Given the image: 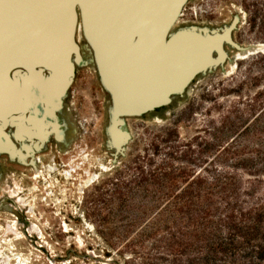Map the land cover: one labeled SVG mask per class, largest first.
Here are the masks:
<instances>
[{"label": "rangeland", "instance_id": "374dc122", "mask_svg": "<svg viewBox=\"0 0 264 264\" xmlns=\"http://www.w3.org/2000/svg\"><path fill=\"white\" fill-rule=\"evenodd\" d=\"M188 5H195V8L188 16H182ZM234 18L237 23L231 37L235 43L243 47L264 43V0H188L173 29L220 30ZM81 37L78 32L76 40L81 55L77 57L87 64L79 65L77 57L73 60L79 62L77 65L74 62L73 81L66 93L65 106L69 110L62 115L71 122L76 130L74 135H78L81 144V168L74 166L79 172L78 179L72 184L69 171L65 173L68 178L64 179L65 186L62 185L61 190L49 187L53 194L46 195V201L50 203L47 222L33 220L40 228L28 224L30 231L26 232L19 228L14 217H11V226L2 224L7 232L0 229V264H161L151 241L144 242L142 248L136 246L132 252L122 248L124 240L116 245L103 240L124 234L127 238L135 237L136 231L126 234L123 226L150 217L145 218L142 213V188L147 185L140 182L138 175L145 154L152 156L156 145L158 156L170 145L184 148L194 137L202 143L207 135L205 130L211 126L221 127V124L229 127L227 135H222L225 139L234 138L249 145L264 142V112L257 105H264V53L246 54L235 59L236 49L225 44V62L197 76L183 96L174 97L169 104L150 114L126 118L130 140L122 153H116L109 144L107 132L110 96L100 83L90 49ZM30 79L26 86L24 81L11 82L15 84L19 101L25 104L42 99L44 102L39 85ZM23 90L27 97L21 94ZM52 96L47 104L49 112L62 105V96L59 99ZM255 96L258 97L255 99ZM53 105L56 107H51ZM251 106H255V112L250 111ZM58 123L53 125V131L60 140L63 133ZM169 130L171 135L167 134ZM168 136L171 140L162 142V138ZM0 146L3 149L5 145L0 143ZM202 148L203 143L198 149ZM199 157L203 161L206 159L205 154H199ZM22 162L26 160L22 159ZM199 164L195 169L203 170L204 162ZM31 165L36 174L33 177L39 178L41 170L34 159ZM2 188L7 187L1 184L0 193ZM235 258L242 262L252 255Z\"/></svg>", "mask_w": 264, "mask_h": 264}, {"label": "water", "instance_id": "95a60500", "mask_svg": "<svg viewBox=\"0 0 264 264\" xmlns=\"http://www.w3.org/2000/svg\"><path fill=\"white\" fill-rule=\"evenodd\" d=\"M188 0H0V60L4 77L22 73L49 84L56 99L73 81L76 34L92 55L110 96L109 144L122 153L130 140L126 118L140 117L181 97L199 75L227 59L224 45L237 18L224 28L174 30ZM259 48L252 52L260 53ZM119 138L114 140V135Z\"/></svg>", "mask_w": 264, "mask_h": 264}, {"label": "trees", "instance_id": "16d2710c", "mask_svg": "<svg viewBox=\"0 0 264 264\" xmlns=\"http://www.w3.org/2000/svg\"><path fill=\"white\" fill-rule=\"evenodd\" d=\"M227 131L222 124L206 129L201 150L194 137L184 148L170 145L158 156L156 145L152 156L145 154L138 175L147 185L142 213L150 217L123 226L135 237L103 240H124L122 248L132 252L151 241L161 264H264V142L225 139ZM200 162L204 169H195ZM244 254L252 258L237 261Z\"/></svg>", "mask_w": 264, "mask_h": 264}, {"label": "flooded vegetation", "instance_id": "af4514ba", "mask_svg": "<svg viewBox=\"0 0 264 264\" xmlns=\"http://www.w3.org/2000/svg\"><path fill=\"white\" fill-rule=\"evenodd\" d=\"M194 8L195 5H188L181 15L188 16ZM21 74L16 72L11 74V78L22 83ZM23 81L26 86L27 79ZM66 93L61 107L52 112L42 99L22 104L15 93V84L11 82L4 89V94L0 93V143L5 145L3 149L0 146V185L7 187L2 188L0 193V229L5 232V227L11 226V217L26 232L30 231V227L37 226L33 220L47 222L50 203L46 201V195L52 193L49 187L59 191L65 178L69 177L72 184L78 179L79 172L74 166L79 170L81 168V144L78 135H74L76 130L71 122L62 116L69 110L65 106ZM57 122L63 133L60 140L53 131ZM36 146L39 147L36 149ZM32 159L41 170L37 179L33 178ZM69 171L71 175L67 177L65 173ZM28 224H31L29 228Z\"/></svg>", "mask_w": 264, "mask_h": 264}, {"label": "bare ground", "instance_id": "6f19581e", "mask_svg": "<svg viewBox=\"0 0 264 264\" xmlns=\"http://www.w3.org/2000/svg\"><path fill=\"white\" fill-rule=\"evenodd\" d=\"M80 36V35H79ZM234 49H236V52L234 53V57H235V59L236 58H238V56H244V55H246V54H253L254 52H252L253 51V49H255V48H259L260 50V53H264V43H256V44H251V45H248V46H239L237 43H236V47H233ZM81 55V54H80ZM74 57H77L76 55L74 56ZM81 58V57H80ZM76 59V58H75ZM77 59H79V57H77ZM80 60V59H79ZM75 63H76V65H77V63L79 62V61H74ZM73 62V63H74ZM79 65H86L87 64V62L83 59V58H81V60H80V62L78 63ZM4 65H5V59H2V60H0V93L2 94H4V89L7 87V86H9V81L4 77V75L2 74V69H3V67H4ZM33 79H34V81L33 82H36L37 83V85H39L38 87H40V90L43 92V94H44V97H42V98H44V101H45V103H46V105L48 104V100L51 98V96L52 95H57V92H58V89H59V87H60V85H61V82L60 81H58V82H56L55 84H49V86L48 87H46V88H44L45 86H44V83L43 82H41V81H39L38 79H36L35 77H32ZM27 79H30V77L29 78H27ZM31 81H32V79H30ZM35 83V84H36ZM44 86V87H43ZM39 89V88H38ZM37 89V90H38ZM41 93V92H40ZM23 95H25V94H27L26 92H24L23 91V93H22ZM26 97H27V95H25ZM24 96V97H25ZM23 97V98H24ZM53 97V96H52ZM26 101V100H25ZM26 102H28V101H26ZM51 105V104H50ZM26 106V105H25ZM48 106V105H47ZM49 107V106H48ZM51 107H56L55 105H53V106H51ZM49 109V108H48ZM51 110H52V108H51ZM50 110V111H51ZM33 123V122H32ZM31 123V124H32ZM22 124V123H21ZM52 126V125H51ZM53 129H54V126H53ZM119 134H115L114 135V140H117L118 138H119V136H118ZM19 136V135H18ZM56 137H57V139H58V135H56ZM59 140V139H58ZM2 146H3V144H2ZM34 149V148H33ZM31 152V151H30ZM18 159V158H17ZM34 171L37 173V167L36 166H34ZM32 174H35L34 172L32 173ZM36 175V174H35ZM38 176V175H37ZM33 178H36L37 179V177L36 176H34Z\"/></svg>", "mask_w": 264, "mask_h": 264}]
</instances>
